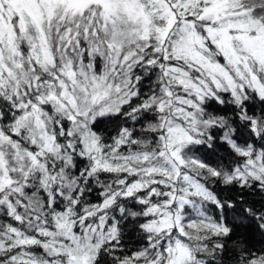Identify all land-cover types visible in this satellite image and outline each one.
Returning a JSON list of instances; mask_svg holds the SVG:
<instances>
[{
    "label": "snow or ice",
    "instance_id": "obj_1",
    "mask_svg": "<svg viewBox=\"0 0 264 264\" xmlns=\"http://www.w3.org/2000/svg\"><path fill=\"white\" fill-rule=\"evenodd\" d=\"M134 7L0 0V264H264V0Z\"/></svg>",
    "mask_w": 264,
    "mask_h": 264
},
{
    "label": "trees",
    "instance_id": "obj_2",
    "mask_svg": "<svg viewBox=\"0 0 264 264\" xmlns=\"http://www.w3.org/2000/svg\"><path fill=\"white\" fill-rule=\"evenodd\" d=\"M140 152H143L144 150L143 149H140L139 150ZM218 151H222V150H218ZM175 161L171 162V163H168V164H165L163 161H160V160H157V159H154V158H149V160L147 162H145L143 160V157L142 156H137L136 153L133 151V152H130L129 155H128V158L127 159H124V160H120L118 161V164H119V168L121 171H132V170H135V171H138L139 174L141 175L142 178L145 177V166L148 165V164H158V163H161L162 165L161 166H164V169H154L153 171L154 172H158L160 174H163L165 172H173L174 174V169L172 168V163H174ZM142 182L144 183H148L150 182V180H147V179H142ZM190 191H195L194 188H190ZM198 223V221H197ZM259 235H257V242H259Z\"/></svg>",
    "mask_w": 264,
    "mask_h": 264
},
{
    "label": "rangeland",
    "instance_id": "obj_3",
    "mask_svg": "<svg viewBox=\"0 0 264 264\" xmlns=\"http://www.w3.org/2000/svg\"><path fill=\"white\" fill-rule=\"evenodd\" d=\"M75 2H82V0H75ZM105 2H108V3H111L112 2V0H105ZM124 3L128 6V11H135V7H134V5H135V3H136V0H124ZM175 163V162H174ZM162 164L161 163H158V164H153V163H151V164H148V165H146L144 168L146 169H152V170H154V169H164V166H161ZM174 221V218H166L165 219V223H171V222H173Z\"/></svg>",
    "mask_w": 264,
    "mask_h": 264
}]
</instances>
